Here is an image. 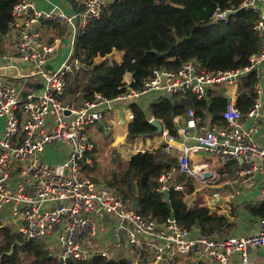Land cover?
I'll return each mask as SVG.
<instances>
[{"label": "built area", "instance_id": "built-area-1", "mask_svg": "<svg viewBox=\"0 0 264 264\" xmlns=\"http://www.w3.org/2000/svg\"><path fill=\"white\" fill-rule=\"evenodd\" d=\"M112 1L71 0L72 16L37 10L27 0H20L12 8L4 35L6 47L0 55V120L4 121L0 134V232L7 230L25 241H36L45 251L55 248L57 264L83 262L95 256L109 260L115 253L118 260L127 259L130 264H228L232 255L238 256L239 264H248L251 249L264 250V218L259 219L254 235L224 237L201 235L179 226L174 219L160 224L143 218L121 194H113L89 177L94 146L87 131L103 120L104 109L109 111L113 103H126L149 93L191 95L200 100L215 92L230 98L220 115L221 123L210 118L202 120L188 109L180 116L184 121L179 129L175 125V135H169L162 125L160 136L167 145L165 150L169 151L170 142L179 139L193 143L181 142L176 164L160 175L155 191L162 196L171 188L182 192L183 185L173 184L178 175L191 177L203 186L213 185L228 167H233L232 181H238V186L257 183L264 205V146L254 140L264 125L260 82L264 75V0H244L239 6L256 16L254 31L260 47L250 57L249 66L219 71L191 61L176 71L153 70L138 89L132 88V74L128 73L122 94L114 98L94 94L93 99L78 106L67 105L59 96L66 77L78 67L73 57L74 36H81ZM230 12L234 11L216 13L213 21H226L225 15ZM53 21L67 28L70 56L57 69L49 70L61 42L45 41L41 29L44 23ZM252 70L257 74L255 99L249 111L242 114L236 106L240 80ZM30 84L41 87L27 89ZM178 119L174 118V124ZM128 120H133V114ZM57 143L69 147L68 156L60 163L48 164L45 149ZM193 156L209 159L195 164ZM210 160L216 169L209 167ZM237 194L238 189L231 190V197ZM105 216L116 221L112 228L114 241L111 251L99 253L97 245L110 243L105 237L108 229L102 223Z\"/></svg>", "mask_w": 264, "mask_h": 264}, {"label": "trees", "instance_id": "trees-1", "mask_svg": "<svg viewBox=\"0 0 264 264\" xmlns=\"http://www.w3.org/2000/svg\"><path fill=\"white\" fill-rule=\"evenodd\" d=\"M20 0H0V55L6 42L4 35L11 21L13 6ZM244 0H113L103 8L98 20L91 22L77 38L73 57L78 67L66 77L65 89L59 97L71 105L75 96L94 78H104L107 83L85 96L91 100L94 94L114 98L124 92L123 79L132 74V88L138 89L155 69L176 71L185 63L197 61L209 70H237L249 66L251 56L258 53L260 42L254 31L255 14L239 9ZM232 10L235 13L226 21H213L218 12ZM122 53L120 63L113 58ZM257 82L255 70L240 80L236 106L246 114L252 106ZM77 97V96H76ZM225 97L211 92L204 99L194 96L160 95L149 104L148 112L138 103L130 104L133 120L128 124V139L139 135L154 136L155 128L149 117L161 122L169 135H175V117L192 109L204 120L221 123L225 110ZM165 148L139 152L132 155L124 169L113 173L107 187L113 194H121L131 207L136 201V213L162 224L170 216L175 222L201 235L213 236L230 227L223 215L211 213L204 202L190 201L194 194V180L178 175L173 184L183 185V191L173 188L168 192V203L155 191L158 178L176 164ZM249 212L264 218V205ZM0 238V264L19 261L21 256L32 264H57L49 251L36 241H25L18 235L3 230ZM67 264H130L127 259H105L101 256L86 261L69 260Z\"/></svg>", "mask_w": 264, "mask_h": 264}, {"label": "crops", "instance_id": "crops-1", "mask_svg": "<svg viewBox=\"0 0 264 264\" xmlns=\"http://www.w3.org/2000/svg\"><path fill=\"white\" fill-rule=\"evenodd\" d=\"M28 2L32 3L33 6L37 10H45L50 11L54 10L57 12H61L67 16H72L74 13V8L72 6L71 0H27ZM59 24L57 22H47L43 24L41 29V33H45L47 30H50L51 27H56ZM77 24V22H76ZM61 26H65L59 24ZM66 30V29H65ZM58 41V40H57ZM68 38L63 40V44L57 49H55L53 56L50 60L51 65H48L49 70H55L59 66L56 65V60L54 59L57 55L64 54V50L67 48L69 55V45H68ZM66 47V48H65ZM122 53H114L113 58H115L116 62L120 63L122 60ZM53 62V63H52ZM66 62V61H65ZM29 83V82H28ZM107 81L104 78L98 77L94 78L92 81L87 83V85L76 94L75 100L72 99L71 105L78 106L80 105L85 99V96L92 94L97 88L102 85H105ZM40 88V85L27 86V89L30 88ZM62 95V94H61ZM60 95V96H61ZM59 96V97H60ZM154 93H149L143 97L130 100L126 103H113L111 105V109L107 111L104 109V118L101 122L94 126L93 131L89 130V139L93 143L94 149L91 155L93 168L90 170L92 171L95 168L93 175L102 176L104 172L98 171L97 169V158L95 155V149L97 145H100L103 151V155L106 156L105 165L108 171H105L108 174L105 182H97L99 184H103L107 187V181L111 177L115 170H122L126 167L130 157L135 155L139 152L151 151V149H155V145L159 144L162 146L165 145V140L163 138L158 137L157 144H153L151 147L144 142H141L139 136L135 137L139 141L137 143H132L130 145L131 140L128 139V124L131 122L128 120V115L133 114L129 107L130 104L135 101L138 103L144 110L149 106V104L156 99ZM152 117H149V119ZM184 118L179 117L176 121L175 125L179 129L182 125ZM4 121L0 120V134L2 132ZM88 132V131H87ZM160 138V139H159ZM255 143L259 146H264V125H261L257 134L255 135ZM186 143L187 145H191L193 142L183 141V139H179L177 143L170 142V150L167 149L164 151L165 153H170V155L176 158V153H178L181 145ZM131 146V147H130ZM143 146V147H142ZM49 147V155H51L53 161L51 163H60L62 162L69 153V147L63 143H57ZM48 155L44 154V160H48ZM209 159L208 156H193L192 161L195 164H204ZM123 162V165L120 162ZM125 161V163H124ZM208 165L211 169H216L215 162L210 160L208 161ZM123 166V167H122ZM208 168V167H207ZM120 170V171H121ZM89 171V176H90ZM234 177V168L228 167L225 170V174L220 177V179L213 185H208L209 189L211 190V202H204L205 206H207L211 213L216 215H223L230 227L227 228L226 231H223L219 234V236H232V235H254L258 232V221L261 217L255 216L249 212L252 208L259 207L262 203L259 199V186L257 183H252L249 185H237L238 181H232ZM232 182V184H231ZM102 185V186H103ZM238 189L239 194L231 197V190ZM194 195V194H193ZM201 202V201H199ZM103 225L108 229L107 235L105 237L109 238L110 244H113L114 236L112 233V228L115 226L116 221L111 216H105L102 220ZM116 255V253H115ZM161 264H167L163 261ZM228 264H239V258L237 255H232L228 261ZM248 264H264V250L262 249H251L249 251V263Z\"/></svg>", "mask_w": 264, "mask_h": 264}, {"label": "rangeland", "instance_id": "rangeland-1", "mask_svg": "<svg viewBox=\"0 0 264 264\" xmlns=\"http://www.w3.org/2000/svg\"><path fill=\"white\" fill-rule=\"evenodd\" d=\"M68 37H69V33L67 31L66 26H61L59 24H57L56 27H53L52 26L50 30H47L45 33H43L44 40L45 41H48V42H51V43H53L54 41H57L58 40V41H60L63 44V40L64 39H67ZM67 53H68V49L66 48L64 50V54L57 55V56L54 57V59L56 60L55 63H56L57 66L61 65L62 63H64L68 59V57L70 55L67 56ZM72 71H73V69L71 70V72L69 73V75L72 73ZM6 74H9V72H6ZM260 82H261L262 89H263V93H264V75L263 74H262V78H261ZM155 96L158 97L157 94ZM155 100L156 99H154L153 101H155ZM145 110H146V112H148V108H145ZM1 120L3 121V119H1ZM90 129H91V131H93L94 127L90 128ZM89 130H88L87 134H89ZM158 137L161 138L160 134L158 136L139 135L140 141L141 142H144L145 144H148L150 147L153 144H155V143L157 144ZM137 141H139L137 138L131 139L130 145L132 146L133 145L132 143H137ZM48 148L49 147H47L45 149V155L46 156L48 155V157H49L48 160H47V163L48 164H53V163H51V161H53V159H52L51 155H49V153H48L49 152V149ZM101 148L102 147L100 145H97V147L95 149V155H96V158H97V169H98V171H101V172H104V173L102 174V176L93 175V173L95 171V168H94L92 171H90V176L89 177L93 181H97V182L101 181V182L104 183L105 180H106V178L108 177V174L105 171H108V170H107V167L105 165L106 156L103 155V151H102ZM159 148L163 149V148H165V146H162V145L157 144V145H155V149H151V151L156 150V149H159ZM120 163L123 165V162L122 161ZM124 163H125V161H124ZM120 170L118 169V170H115L114 172H120ZM194 183L197 184L195 186L194 195L191 196L190 198H187V202H190L192 200H194V201H201V202H211L212 201V197H211L212 194H211V190L209 189V187L200 185L195 180H194ZM9 229L12 230L13 228H9ZM1 235L4 237L5 236L4 235V232H0V238H2ZM5 241H6V239L4 240V242L1 243L0 247H4L5 246V244H6ZM51 248L52 247L49 248V252H51L50 254L52 255V258L56 261V257H55V251H56V249L55 248H52L51 249ZM95 250L99 251V253L109 252V251H111L110 243H106V244L102 243L101 245H97L95 247ZM128 253L129 252L126 251L125 255L128 256L129 255ZM116 257L117 256L114 255V259ZM8 264H32V263H31V260L25 261V257L24 256H21L19 258V261H16L14 263H8Z\"/></svg>", "mask_w": 264, "mask_h": 264}, {"label": "water", "instance_id": "water-1", "mask_svg": "<svg viewBox=\"0 0 264 264\" xmlns=\"http://www.w3.org/2000/svg\"><path fill=\"white\" fill-rule=\"evenodd\" d=\"M234 12H230L228 14L225 15V18L227 19L228 17H230L231 15H233ZM217 21H222L220 19H218ZM76 26H78V21H77V24ZM77 38L78 36L75 35L74 36V44H73V50L75 51V47H76V42H77ZM41 87V86H40ZM226 101L229 103L230 102V98H226ZM150 124L155 128V132H154V136H158L159 134H161V131H162V124L158 121V120H155L154 118L151 120ZM163 196H164V201L166 203H168V192L165 191L163 192ZM137 202L135 201L134 204H133V208L136 209L137 208ZM170 220H173V217L170 216L169 218Z\"/></svg>", "mask_w": 264, "mask_h": 264}]
</instances>
